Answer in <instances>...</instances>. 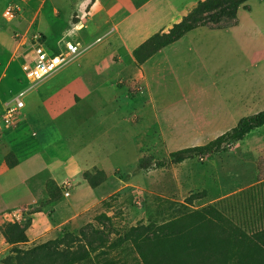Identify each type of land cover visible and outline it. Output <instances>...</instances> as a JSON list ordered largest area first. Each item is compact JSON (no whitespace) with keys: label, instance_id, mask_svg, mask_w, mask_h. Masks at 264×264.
Segmentation results:
<instances>
[{"label":"rangeland","instance_id":"374dc122","mask_svg":"<svg viewBox=\"0 0 264 264\" xmlns=\"http://www.w3.org/2000/svg\"><path fill=\"white\" fill-rule=\"evenodd\" d=\"M8 1L0 2V10L5 8L0 12V23L9 24L1 35L7 46L0 43V95L12 92L2 100L0 98V163L7 164L8 156L10 164L14 163V158L24 153L26 147L33 154L42 151L43 159L48 163L60 159L68 148L74 161L69 163L68 172L72 184L56 185L60 192L54 185L48 188L41 184V181L51 183L45 174L40 181L30 182L29 186L13 187L12 180L5 186L0 185V264H18L14 259L15 246L28 250L56 240L62 251L68 249L65 234L60 232L54 231L51 237L33 243L28 239L26 244L11 245L1 228L17 223L28 231L31 220H25L23 211L17 210L33 201V193L40 207L28 210L30 214L47 207L51 197L63 198L56 207V219H62L70 202H82L88 196L89 186L92 188L87 180L89 186L78 184L84 168H87L84 174L105 173V181L94 190L98 197H105L78 220L80 227L73 233L75 238L69 248L75 251L80 244L87 245V239L80 234L81 228L91 235L95 230L100 231L107 243L103 249L90 252L96 261L116 259L117 264H121L123 259L135 264V255L128 251L131 241H123L131 227L138 223L148 225L150 216L161 225L209 204L218 207L249 235L264 230V127L253 131L226 153L196 157L182 163L171 162L172 153L207 144L233 129L242 118L263 111L264 73L237 74L222 82L211 75L209 77L215 81L214 84L205 81L206 89L209 87L207 90H201L205 85L200 84L198 89L190 92L178 89L175 84H170L169 89L157 86L153 91L156 106L160 111L165 110L167 115L161 113L156 117L137 113L135 99H141L145 92L133 76L119 83L123 75L105 74L106 78L114 77L110 85L103 84L104 76H97L102 89L91 91L90 74L84 71L92 68L108 51L105 41L98 37L88 41L81 33L83 26L80 24L81 29L76 27L88 13L91 0H16L11 4ZM24 22V28L16 27ZM31 31L43 32L50 46L71 37L79 44L82 54L51 79L29 80L21 69V62L22 45ZM247 61L239 56V67L242 68ZM12 69L15 70L11 73L9 70ZM83 73L81 86L84 89L81 93L85 96L82 95V100L77 98V103L63 100L65 103L62 104V97L57 96L67 93L72 77ZM21 93L25 107L7 122L5 107ZM222 99H229L228 104L239 112L231 117V121H224L217 107L205 105L217 104ZM124 112L126 122L119 119ZM147 158H152L153 163L142 169L140 161ZM159 161L166 165L156 166L155 162ZM0 177L4 182V176L0 174ZM66 191H70L71 198H65ZM197 195L201 198L191 203V196ZM46 214L49 215L50 210ZM41 223V227L47 225L46 220L41 219ZM96 241L94 245H100ZM110 245L115 247L110 248ZM105 250L110 252H107L108 256L97 257ZM22 264L30 262L25 259Z\"/></svg>","mask_w":264,"mask_h":264},{"label":"crops","instance_id":"0c3cea01","mask_svg":"<svg viewBox=\"0 0 264 264\" xmlns=\"http://www.w3.org/2000/svg\"><path fill=\"white\" fill-rule=\"evenodd\" d=\"M202 1L204 0H91L88 13L76 27L83 26L80 29L85 37L84 39L89 41L95 37L101 38L103 42L105 41L108 49L99 62L84 71V73L88 71L90 74L88 80L93 83L91 91L95 92L102 89L99 82H97V76L103 78L105 74L115 72L120 76H124V78H120L119 83H123L124 80L133 76L145 92L141 99L139 97L135 99V111L137 113L139 111L145 114H154L158 117L161 113L167 115V112L164 113L165 110H158L156 106L153 91L157 86L160 89H169L170 84H175L178 89L190 92L198 89L200 85H205L201 90H207L209 87L206 89V84L209 81H215L214 78L212 81V78L209 77L211 75L213 77L214 75L217 76L218 81L222 82L237 74L255 75L264 73V0H249L246 2L239 9L236 25L224 29L197 28L185 34L173 44L164 47L144 63H138L134 56V52L138 48L157 34L169 33L174 25L179 24ZM8 2L10 4L16 3V0ZM3 10H0V12ZM8 25L5 22L0 23V43L4 45L6 43L2 41L1 35L8 29ZM20 25L16 27L24 28L25 22ZM33 32L35 31L30 33ZM40 33L49 41L43 32ZM239 56L249 60L244 63L245 66L243 65L242 68L239 67ZM127 62L129 65H127ZM14 70L9 71L12 73ZM84 73L72 77L71 80L69 79L71 83L67 85L68 92L57 96V98L62 97V104L65 103L63 100L77 103V98L82 100L85 96L81 93L84 89L81 86V78ZM56 74L45 80L51 79ZM223 76H227V78ZM103 79L104 85H110L114 77ZM9 92L11 93L12 90ZM9 92H2L0 95L1 100ZM228 100L222 99L217 104L211 102V105L209 103L205 105L217 107L220 110L219 114L222 119L231 121V117L239 112L228 104ZM124 101L127 104L126 96ZM169 112L170 110H168ZM119 119L126 122L127 115H125V112L122 117L119 116ZM125 130L124 128V139L126 137ZM33 135L35 136V133ZM28 148L24 149V153L17 155L18 165L16 167L11 169L6 162L0 163V174L4 176V182L0 177V185L4 184L5 186L7 182L12 180L13 185L11 186L13 187L29 186L30 182L40 181L43 174L48 175L49 181L60 187L71 183L69 178L72 177L68 173L70 171L69 163L74 161V157L68 148L64 152V156L61 155L60 159H54L51 163L43 159L42 151L33 154L31 150H27ZM43 152L45 153V151ZM97 167L102 169L99 166ZM86 169H82L79 174L82 179L78 183L79 185H88L83 178ZM41 184L44 187L48 186L45 181H41ZM97 189L99 188L93 189L89 186L88 196L82 202H70L69 208L66 209L67 213L62 216V219H56V207L63 198L46 205L47 207L44 206L40 211L30 214L28 210L40 207L38 206V199L33 193V201L17 210L23 211L25 220H31L27 231L30 243L47 239L51 237L54 231L60 232V234H65L66 230L70 233H76V230L80 227V221L78 220L81 216L95 207L105 197H98L94 194V190ZM68 192L69 196L65 198H71L72 195L70 191ZM47 210H50L49 215L46 214ZM41 219L46 220L47 225L45 227H41Z\"/></svg>","mask_w":264,"mask_h":264},{"label":"trees","instance_id":"16d2710c","mask_svg":"<svg viewBox=\"0 0 264 264\" xmlns=\"http://www.w3.org/2000/svg\"><path fill=\"white\" fill-rule=\"evenodd\" d=\"M249 0H204L184 18L174 25L167 34H157L134 52L138 63H144L164 47L173 44L185 34L200 28L224 29L237 24L239 9ZM264 127V110L254 115L242 118L230 131L207 144L181 149L171 154V162L182 163L189 159L203 156H213L226 153L237 143L244 141L253 131ZM9 157V156H8ZM9 168L18 165L17 158ZM153 163L152 158L142 159L140 167L146 169ZM158 167L165 162H155ZM85 180L92 188H96L106 179L104 172L97 174L85 173ZM50 184V185H49ZM48 188L60 189L54 182ZM200 196H191L190 202L200 199ZM52 198L46 205L59 201ZM149 224L138 223L131 227L124 235L123 241H131L128 251L135 255V264H264V230L249 235L231 219L226 217L218 207L209 204L200 209L186 213L175 220L158 225L153 217H149ZM7 243L11 245L26 244L27 228L19 224H7L1 228ZM80 234L87 239V245H79L73 251L70 243L75 238L73 233H65V243L68 249L62 251L59 242L51 240L46 243L23 250L13 248L14 258L18 264L28 259L30 264H117L116 259L105 262L96 261L90 255L97 249H103L107 243L104 234L95 230L89 234L81 228ZM96 240L100 245L95 246ZM112 245V244H111ZM110 245V248L113 246ZM115 247V246H114ZM109 251H101L97 257L108 256ZM13 259V258H12ZM10 260V259H9ZM121 264L126 263L122 259Z\"/></svg>","mask_w":264,"mask_h":264},{"label":"built area","instance_id":"2783aa9c","mask_svg":"<svg viewBox=\"0 0 264 264\" xmlns=\"http://www.w3.org/2000/svg\"><path fill=\"white\" fill-rule=\"evenodd\" d=\"M10 14V11L8 12ZM71 37L57 41L56 46H50L45 36L41 33H29L22 45L21 69L26 78L40 82L56 74L69 64L78 55H81L80 46ZM23 93L6 106L7 122L17 117L25 104L22 100ZM66 197L69 192L65 193Z\"/></svg>","mask_w":264,"mask_h":264}]
</instances>
